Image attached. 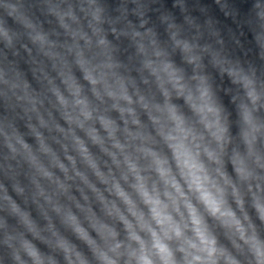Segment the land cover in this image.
<instances>
[{
    "label": "clouds",
    "instance_id": "1",
    "mask_svg": "<svg viewBox=\"0 0 264 264\" xmlns=\"http://www.w3.org/2000/svg\"><path fill=\"white\" fill-rule=\"evenodd\" d=\"M212 5L0 0V264H264V0Z\"/></svg>",
    "mask_w": 264,
    "mask_h": 264
}]
</instances>
